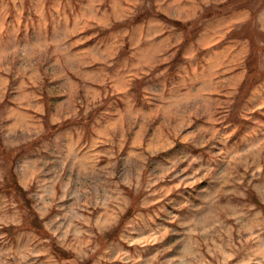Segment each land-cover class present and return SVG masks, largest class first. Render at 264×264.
I'll list each match as a JSON object with an SVG mask.
<instances>
[{
    "label": "rangeland",
    "instance_id": "obj_1",
    "mask_svg": "<svg viewBox=\"0 0 264 264\" xmlns=\"http://www.w3.org/2000/svg\"><path fill=\"white\" fill-rule=\"evenodd\" d=\"M0 264H264V0H0Z\"/></svg>",
    "mask_w": 264,
    "mask_h": 264
}]
</instances>
